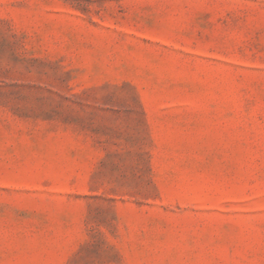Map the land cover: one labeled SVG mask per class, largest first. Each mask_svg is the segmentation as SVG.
Listing matches in <instances>:
<instances>
[{"label": "rangeland", "instance_id": "obj_1", "mask_svg": "<svg viewBox=\"0 0 264 264\" xmlns=\"http://www.w3.org/2000/svg\"><path fill=\"white\" fill-rule=\"evenodd\" d=\"M0 264H264V0H0Z\"/></svg>", "mask_w": 264, "mask_h": 264}]
</instances>
